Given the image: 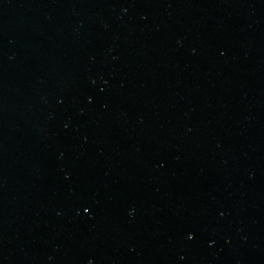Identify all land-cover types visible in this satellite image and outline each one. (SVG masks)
I'll return each mask as SVG.
<instances>
[{
	"label": "water",
	"instance_id": "obj_1",
	"mask_svg": "<svg viewBox=\"0 0 264 264\" xmlns=\"http://www.w3.org/2000/svg\"><path fill=\"white\" fill-rule=\"evenodd\" d=\"M0 264H264V0H0Z\"/></svg>",
	"mask_w": 264,
	"mask_h": 264
}]
</instances>
